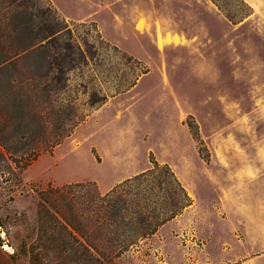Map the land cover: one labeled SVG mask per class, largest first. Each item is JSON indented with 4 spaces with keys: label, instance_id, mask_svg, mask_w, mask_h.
Returning <instances> with one entry per match:
<instances>
[{
    "label": "rangeland",
    "instance_id": "374dc122",
    "mask_svg": "<svg viewBox=\"0 0 264 264\" xmlns=\"http://www.w3.org/2000/svg\"><path fill=\"white\" fill-rule=\"evenodd\" d=\"M50 1L72 16L92 13L82 20H66L84 60L65 74L66 85L57 89V73L38 68L35 57L31 74L39 84L30 101L16 99V83L0 80V264L82 261L81 254L86 252L76 241L82 237L75 230L69 235L56 211L74 225L85 224L89 240L96 244L86 245L93 261L222 264L218 257H210L218 256L219 250L195 244L206 240V229L187 218L160 225L134 245H100L94 220L97 195L107 191L113 180L150 166L152 160L167 163L191 194L211 196L214 203L202 202L200 209L214 215L237 209L238 193L257 188L242 183L264 178V0H245L254 12L234 26L210 0ZM220 2L233 13L241 7L240 0ZM123 3L136 6L135 15L145 8L150 18L163 19L164 26L194 35L196 56L189 58L182 47L157 52L155 44L162 49L170 40L168 35L162 37L159 25L157 39L151 40L154 46L144 51L147 62L110 43L95 19L106 26V33L113 32L110 15L125 17ZM143 25L140 18L137 27ZM161 62L168 67L163 73L157 68ZM150 68L154 71L145 74ZM161 77L171 90H154L156 110L147 112L143 109L147 88ZM43 84L47 89L42 90ZM104 96L112 106L118 103L129 110L116 119L100 115L89 120ZM19 102L32 111L41 110L42 128L31 118L23 125L17 123ZM98 126L105 129L93 132ZM59 137L58 143L44 148L25 168L16 163L29 158L37 139L51 143ZM222 196L226 209L216 203ZM40 203L51 209L47 221L40 222L37 216ZM4 242L6 246L1 247Z\"/></svg>",
    "mask_w": 264,
    "mask_h": 264
},
{
    "label": "trees",
    "instance_id": "16d2710c",
    "mask_svg": "<svg viewBox=\"0 0 264 264\" xmlns=\"http://www.w3.org/2000/svg\"><path fill=\"white\" fill-rule=\"evenodd\" d=\"M210 1L232 24L241 22L253 13L252 7L245 0H240L241 7L234 13L226 9L220 0ZM35 57L38 58V68L57 73L54 78L57 82L56 88L59 89L66 85L65 74L77 67L80 60H84V53L73 38L67 21L50 0H0V80L6 84L16 83V99L19 101H30L35 97V93L31 92L38 90L37 76L31 74ZM47 74L48 72L39 74V77ZM45 89L47 86L43 84L42 90ZM106 100L107 96H104L99 100L98 106ZM93 104L92 102L91 106ZM17 106V123L23 125L27 118H31L34 124L41 128L44 126L41 110L32 111L20 102ZM59 140L60 137L50 143L45 138L37 139L29 158L24 162L16 159V163L21 169L25 168L44 148H51ZM63 186L68 187L69 184ZM132 194L134 197L129 198ZM156 196L161 199L156 200ZM97 200L98 212L94 220L100 245H134L140 239L153 234L160 225L181 213L192 202L172 168L167 163L155 160L146 169L119 181L103 194L98 193ZM148 202L152 203L151 206ZM50 210L43 203L38 205L37 216L40 222L50 219ZM56 213L62 217L63 220L58 221L69 235L73 236L72 230H75L82 237L81 241L75 239L86 254H81L82 261L78 260L77 264H103L99 260L91 259L92 254L86 245L96 244L89 240L84 230L85 224L77 222L78 225H74L64 213ZM53 218L56 219V215L53 214ZM84 222L88 224L89 218L86 217ZM119 252L122 251L117 253Z\"/></svg>",
    "mask_w": 264,
    "mask_h": 264
},
{
    "label": "crops",
    "instance_id": "0c3cea01",
    "mask_svg": "<svg viewBox=\"0 0 264 264\" xmlns=\"http://www.w3.org/2000/svg\"><path fill=\"white\" fill-rule=\"evenodd\" d=\"M123 5L126 6L125 9L127 11V15L125 17L118 18L115 16V14L110 15L112 20L111 25L114 29L113 32L106 33V26L102 24L99 18H94L102 34V37H104L110 43L126 50L127 52L132 54L133 57L147 62L148 58L146 55H144V51L148 49L147 47L152 44V39H157V27L159 25L160 34L162 35V37L165 38L168 35L170 40L164 43L162 49H159L155 44V50L157 52H160V50L162 52H167L169 48H171V50L175 49L179 51L182 47L184 50L188 51L190 55L189 58L191 57V59H193L194 56H196L194 48L192 47L193 43L195 42L194 35L187 36L186 30L179 31L174 28L164 26L163 19L150 18L148 15V11L145 8H141L142 10L140 12H137V14L135 15L134 11L137 8L136 6L132 5L131 3H123ZM55 8L60 10L65 20L78 21L82 20L80 19V17L82 18L84 15L88 16L89 14H92L89 13L82 16H72L63 12L58 6H55ZM133 15H135V17ZM140 18H142L144 22L142 29H139L137 27V23ZM242 22L243 21L239 23ZM231 25L234 26L237 25V23H231ZM175 37L178 38V42L175 41ZM122 38H125V40L123 41ZM153 46L151 45V47ZM149 64V66L152 67V63L150 62ZM166 65V62H161L157 66L160 73H163L165 69H168ZM153 71L154 68H150L145 74H150ZM161 88H168L171 90L170 85L168 84L166 79L163 80L162 78V80L158 82V84H152L148 86L147 90L149 89V91L147 92V95L145 97L146 106H144L143 104V109L146 108L147 112L156 110L155 108L157 98L155 97L153 91ZM112 98H115V96ZM128 110L129 108L127 106H121L118 103L113 104L112 106L110 104V100L108 99L103 104L93 109L88 118L89 120L91 118L98 119V116L100 115H104L107 117H109L110 115L111 118L116 119L119 113H124ZM87 121L88 119L84 120V124H86ZM104 129L105 127L103 126L93 127V132ZM147 167L149 166L138 168V170L129 175L122 176L120 178H117L116 180H113V182L108 186L107 189L123 180L124 178L142 171ZM251 181V184H246L243 180L242 185H252L256 186L257 188L251 190L252 192L250 193L246 192L245 189H243L241 193H238V197L240 198L237 197V209L229 212L230 214L221 211L220 214L217 213V215L212 214L206 209H200V207H202V202L206 203V206L208 203H214L211 196L191 194L188 191L189 189L187 190L185 184L181 181L182 185L186 188L188 194L191 196L192 202L181 213L166 221L161 226L170 223L176 224V222L181 223L186 218L191 220L193 219L192 222L195 226L199 225V227L202 226L206 229V240H200L198 242H195V244L202 246L210 245L211 251H214L215 249L220 251L218 256L217 254H212L210 256L212 260L218 257L222 264H264V178H254ZM224 198L225 197L222 196L220 201H216V203H221V209H223V207L226 209L227 207ZM247 207H251V209Z\"/></svg>",
    "mask_w": 264,
    "mask_h": 264
},
{
    "label": "built area",
    "instance_id": "2783aa9c",
    "mask_svg": "<svg viewBox=\"0 0 264 264\" xmlns=\"http://www.w3.org/2000/svg\"><path fill=\"white\" fill-rule=\"evenodd\" d=\"M1 229V228H0ZM0 237L3 238V230H0ZM6 241V240H5ZM6 242L2 243L1 247L6 246Z\"/></svg>",
    "mask_w": 264,
    "mask_h": 264
}]
</instances>
